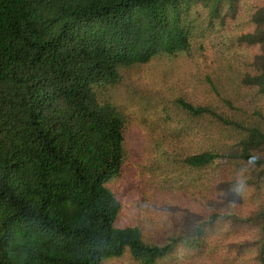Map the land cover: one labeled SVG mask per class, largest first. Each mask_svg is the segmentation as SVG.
I'll use <instances>...</instances> for the list:
<instances>
[{"label":"trees","instance_id":"1","mask_svg":"<svg viewBox=\"0 0 264 264\" xmlns=\"http://www.w3.org/2000/svg\"><path fill=\"white\" fill-rule=\"evenodd\" d=\"M242 20L247 31L223 33L221 74L194 40ZM181 55L196 74L212 71L164 104L160 168L183 191L172 232L149 215L165 225L148 240L144 223H119L110 185L130 123L97 89ZM213 243L232 262L250 248L264 264V1L0 0V264H163L180 250L194 260L184 264H216L203 257Z\"/></svg>","mask_w":264,"mask_h":264},{"label":"rangeland","instance_id":"2","mask_svg":"<svg viewBox=\"0 0 264 264\" xmlns=\"http://www.w3.org/2000/svg\"><path fill=\"white\" fill-rule=\"evenodd\" d=\"M248 28L247 20H242L228 32H223L222 29L218 28L219 30L208 35H198L193 43L194 52L199 51L201 46L206 47L211 68L214 67L216 70L217 64L214 61L220 63L219 70L222 74L224 70H228L226 67L227 60H224V55L227 54L224 43H230L223 37V33L229 37L231 35L236 36L247 31ZM230 48L231 53L236 50V55H243L245 52V50H239L235 46ZM188 60L185 55L177 58H160L149 65L122 71L121 82L113 87L97 89L99 100L115 106L130 123L127 143L129 158L121 176L110 185L122 199L124 205L119 223L132 226L141 222L144 223V235L148 240H154L157 237L156 230L161 229L165 224L167 230L172 232V219L177 216L174 205L175 197L179 198L183 191L182 186H177L174 183L175 174H171L170 169L166 171L169 174H166L160 168L162 167L161 161L168 159L170 154L167 151L169 150L166 148L167 145H164V142H158L155 134L156 131L160 130V125L165 124L168 118L163 110L165 105L170 106L174 96L182 95L183 92L178 86H196L198 84L196 78L201 73L210 74L212 71L208 67V69H202V72L196 74V71L191 70L192 66ZM170 84H174L176 87H172ZM179 177H181L180 174L176 178ZM188 194L194 197L193 190ZM239 197L245 205H249L245 207L248 211L255 209L259 204V201L250 198L248 191H243ZM149 215L154 219V223L159 224L162 220L165 224L153 225L147 218ZM181 221L182 219H178V222ZM242 233L249 234L247 231ZM213 246L214 251L212 250ZM220 250H217L213 243L208 251L209 254L205 253L203 257L214 260L216 264H251L253 261H257V251L250 248L245 249V253L238 256L237 262L226 259L228 256L224 257ZM186 254L191 255V253L180 250L176 256L164 261L163 264H184L188 261H194L192 258L185 257ZM104 264L131 263L128 257H124L123 259L109 260Z\"/></svg>","mask_w":264,"mask_h":264}]
</instances>
